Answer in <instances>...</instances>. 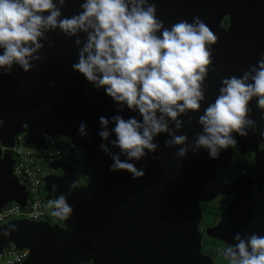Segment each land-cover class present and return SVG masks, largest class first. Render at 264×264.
Wrapping results in <instances>:
<instances>
[{"label": "water", "instance_id": "95a60500", "mask_svg": "<svg viewBox=\"0 0 264 264\" xmlns=\"http://www.w3.org/2000/svg\"><path fill=\"white\" fill-rule=\"evenodd\" d=\"M54 2L59 7L58 0ZM82 2L83 0H66L62 15L70 17L82 11L80 8ZM149 2L156 4L157 17L166 27L188 15H193V18L199 17L205 23L206 21L213 23V26L209 27L213 32H217L215 34L217 37L223 35L218 34L222 31L219 24L222 17L227 15L229 27L226 34L229 41L236 45L247 43L238 33L243 23L242 15L245 14V10L252 9L250 5H254L253 0H149ZM54 31H58L60 35V48L52 52L50 50L53 47L46 45L48 52L34 54L40 56L39 60H32L36 66L34 71L24 73L16 64L15 76L11 83L5 87L0 85V120L4 121L0 125V145L11 147L17 134L23 135L25 145L34 147L44 145L47 137L67 136L83 148L85 165L91 173V179L84 185H78L75 183L76 175L71 164L59 159L50 160L48 169L61 172L57 175L50 173L43 178L45 190L48 191V186L59 179L64 183L70 182L67 187L54 191L56 197L65 195L66 202L73 208L67 219L57 217L66 229L50 226L44 221H29L24 218L7 220L0 225V252L12 242L18 249H28L27 257L21 264H194L193 258L183 252V242L179 246V239L183 238L181 228L184 222L191 220L195 214L191 201L196 193H201L203 199L208 201L217 197L232 196L225 210L229 214L233 210V215L220 221L217 225L219 231L211 236H218L231 245L238 243L234 239L237 233H240L242 238L253 233L264 236V213L255 216L251 211L236 210L237 205L247 202L249 192L229 189L242 184L246 180L245 177L231 172V176L237 175L233 183H227L230 176L219 183L214 178L199 179L193 166L194 155L201 152L203 157L198 156L196 159L202 160L204 156L209 157L210 152L204 147L193 152L197 133L203 131L196 125L201 115L199 112L179 117L185 124L179 130L175 129L173 123L169 124L176 135H187V154L185 156L171 154L185 145L162 147L163 160L156 158L151 163L149 176L133 180L132 189L136 191L140 200L135 208L127 211L126 201L131 198L132 191L128 183L132 174L125 170L109 171L113 161L100 149V144L105 143L112 152L119 153V149L111 144L115 135L112 133L107 141L98 135V131L101 130L99 117L105 116L110 119L113 115L119 114V106L104 93L103 88L97 90L82 74L72 70L71 65L78 62L77 53L86 42L87 34L80 32L78 35L82 43L76 45L75 37L69 38L59 29ZM48 32L51 31L45 32L44 39L48 40L51 35ZM256 35L264 39V27L256 29L254 35L256 39L252 37L253 42L259 46H253L249 51H245L243 57L240 56L241 63L233 60L224 46L217 45L216 56H212V72L207 74L211 88L206 94L208 98L212 97V102L219 95L223 77H228V74L240 77L241 68L251 71V66L244 65L245 61H251L258 53L264 57V41L258 39ZM231 49L236 55L242 48ZM2 51L0 49V54ZM38 61L49 63L57 61L59 64L60 72L48 73L52 80H58L49 90L44 82L41 89L38 87L39 84L31 82L32 78H37L41 73ZM68 63L70 66L66 67ZM63 71L66 75L62 77ZM252 74L255 75L254 72ZM71 78L74 79V83H71ZM249 108L251 114L253 110L251 104ZM262 114L264 109L253 118H249L256 124L254 131L251 130V126L245 127L248 137L233 133L237 143L228 149L219 150L217 160L225 168L231 166L229 151L231 147L240 150L247 141L264 142V135L261 134L264 124L260 123V119L264 120ZM130 116L140 118L139 114L134 112ZM189 116L192 117L191 122L188 120ZM81 122L87 125L88 135L84 138H81L77 130ZM96 125L98 127H95ZM192 125L196 126L193 131L187 127ZM113 127L114 124L110 121L108 130L111 132ZM165 134L171 139L168 133ZM165 134L162 135L161 145L166 140ZM1 155L0 151V208L11 201L21 205L27 200L25 185L10 176L13 161L11 153L6 152L2 157ZM153 157H150L149 163ZM227 157L230 159L229 162L226 160ZM70 158L73 162V157ZM121 159L126 160L127 157L121 155ZM207 181L214 185L213 190L206 187ZM72 183H75V189L70 187ZM198 206L197 203L196 207ZM254 209L258 212L263 210L259 207ZM13 225L15 230L12 228ZM5 231L10 234L5 235Z\"/></svg>", "mask_w": 264, "mask_h": 264}, {"label": "clouds", "instance_id": "9594fccd", "mask_svg": "<svg viewBox=\"0 0 264 264\" xmlns=\"http://www.w3.org/2000/svg\"><path fill=\"white\" fill-rule=\"evenodd\" d=\"M58 2L59 7L54 0H0L2 74H10L14 64L24 72L30 71L34 67L31 61L40 59L34 54L43 48L41 40L46 38V31L59 29L69 38L77 37L76 45L82 43L78 34L86 33V42L79 48L78 62L71 65L72 70L97 90L103 88L119 106V112L126 107L140 117H99L98 135L107 141L114 133L111 144L119 149L114 153L107 144H100L113 161L109 171L125 170L134 179L143 177V168L129 161L155 153L159 145L153 141L160 133L171 137L165 140V147L185 145L177 151L178 156H185L188 137L176 135L169 124L174 122L175 128L181 129L179 117L199 112L205 100L211 45L218 40L210 27L199 17H194V23L180 20L166 27L157 17L156 4L149 0H83L82 11L70 17L62 15L66 0ZM221 85L214 102L198 117L203 131L197 133L193 148V152L201 147L209 149L212 159L219 157L220 149L237 143L233 133L247 136L245 127H255L256 122L248 118L249 104L255 97L257 107L264 109V58L240 77H223ZM188 120L191 122L192 117ZM110 121L114 124L111 132ZM3 123L0 120V125ZM86 127L85 122L79 124L81 138L88 135ZM121 155L127 159L122 160ZM70 187L75 189V183ZM47 206L53 209V216L61 219H67L73 211L63 194L49 200ZM12 228L15 230L14 225ZM234 239L238 243L223 249L229 264H264V236L253 233L242 238L237 233Z\"/></svg>", "mask_w": 264, "mask_h": 264}, {"label": "flooded vegetation", "instance_id": "af4514ba", "mask_svg": "<svg viewBox=\"0 0 264 264\" xmlns=\"http://www.w3.org/2000/svg\"><path fill=\"white\" fill-rule=\"evenodd\" d=\"M254 1V5L251 4L250 6L252 7V9H247L245 10V14L242 15V19H243V23L241 24V29L240 32L238 33L240 35V37L245 40L247 43H241L239 45H236L233 42H230L229 40V36L227 33L228 27H229V17L223 16L222 20L219 24V29H221L222 31H220L218 34L222 35L221 33H223L222 36H218V40L215 44L211 45V51H212V56H216L215 52L218 49L217 45H221L224 46L226 48V51L230 54V56L232 57L233 60L238 61L239 63H241V57H243V54L245 51H249L253 46H259L258 44H256L255 42H253L252 37L255 38V31L257 28L260 27H264V0H253ZM235 3V2H234ZM58 6V5H57ZM183 20H187L189 23H194V18L193 15H188V17H185ZM209 23V25L207 24ZM206 24L208 26H213V23H210L209 21H206ZM49 34H51L47 39H43V41L41 42L44 46L43 48L39 49L38 52L40 53H45L48 52V48L46 47V45H51L53 47L52 52L57 51L60 47H59V40H60V35L58 33V31H52L51 33L48 32ZM217 32H214V34H216ZM57 35V36H56ZM256 37L258 39H260L261 41H264L263 38L260 37V35H256ZM77 37H75L76 39ZM256 39V38H255ZM242 48L238 51V53L235 55L232 52L231 48ZM264 58L261 54H256L255 58L252 59L251 61H245L244 65L246 66H252L257 64V62ZM39 62V67L42 69L41 73H39V75L37 76V78L35 79H31V82L34 84H39L40 89L42 86V83H46L47 84V89L49 90L52 86H54L58 80H52L48 73L50 71H54V72H60L58 69V62L57 61H52L51 63L47 62V61H38ZM31 63L34 65L33 61H31ZM70 63L66 64V67H69ZM16 64L13 65L12 68V72L10 74H2V70H0V85L2 87L8 86L12 79L15 76V71H16ZM34 69H36V66L34 65V67L31 69L34 71ZM244 69L241 68L240 71V76L243 75L244 73ZM249 71V70H247ZM29 72V71H28ZM208 72H212V66L210 65L208 68ZM27 73V72H24ZM224 73L227 75V73L224 71ZM66 75V72L63 71L62 72V77ZM253 75V74H252ZM68 76H70V74H68ZM232 76L231 74L227 75ZM74 77V76H73ZM70 80V78H69ZM54 82V83H52ZM74 79L71 78V83H74ZM249 82H251V80H249ZM204 85H205V100L201 101V109L199 111V113L202 115L203 114V110L204 108L207 107V105L209 103H212V97L208 98L206 91L211 88V84L210 81L207 79H205L204 81ZM44 92H47V90H43ZM251 104V108L252 113L249 114L248 118H253L255 114L261 112V110L263 109H259L256 105V98L254 97L252 99V101L250 102ZM190 113H194V112H188V114ZM119 114H121L125 119L129 118L130 115L132 114V112H130L126 107L124 109L123 112H119ZM181 117V116H180ZM139 119V118H138ZM173 123L174 122H170ZM260 123L264 124V120L260 119ZM185 124L182 123V127H184ZM196 125L198 127H200L201 129H203V126L200 125L198 123V120L196 122ZM95 127H98L97 125ZM175 127V125H174ZM189 129H191L192 131L196 129L195 125L192 126H187ZM176 129V128H175ZM177 130V129H176ZM252 131H254V129H251ZM262 132L264 133V128L261 129ZM165 133H160L159 135H157L154 138V143H157L159 145L157 151L155 153H149L146 157L142 158L139 161H135L132 160L133 163L136 165V167L138 169L143 168L145 171V177L143 176L142 178H147L149 176L150 170L152 168L151 163H153L155 161L156 158H160L162 159V147H165L164 144H160L161 139H162V135ZM115 135V134H114ZM248 137V135L246 136ZM165 139L168 140L166 134H165ZM170 139V138H169ZM251 142H246L240 150H237L235 148V150L230 151V156H231V166L226 167L228 168L227 170L225 169V173H229L230 170H234L235 173H237L236 171V167L239 164V162H241V160H243L246 164H251V167L248 169H246L245 171H243V174H239L237 173V175L245 177L246 180H244V182L242 184L237 185L236 187L232 188L229 187L230 190H247L249 192V198L247 200V202H244L242 204H239L236 206V210L239 211H243V212H249L251 211L252 214H254L255 216H261L264 213V142H258V141H253L250 140ZM161 146V147H160ZM147 151V150H145ZM172 155L177 154L176 153H172ZM154 156V157H153ZM198 156L203 157V154L201 152H198L194 155V168L196 170V173L198 174L199 179H215L214 174H212V170L215 167H219V165L223 166L221 164L220 161H218L217 159H212L210 156L209 157H205L202 160H198L196 159ZM150 157H153V159L150 161ZM237 157H239V159H237ZM67 159L71 160L69 158V155L65 156V157H61L60 160L61 161H66ZM163 160V159H162ZM227 162H229L230 159H228L227 157ZM140 165V166H138ZM48 167V166H47ZM49 172L57 175L58 171L57 170H49ZM222 172V173H224ZM222 173L218 174L221 175ZM236 175V176H237ZM191 176V175H190ZM189 176V177H190ZM230 177H228L227 179V183H233L235 180L234 176L229 175ZM218 178H220L218 176ZM227 178V177H226ZM226 178L224 179H220L221 181H225ZM137 179V178H136ZM133 176L131 177V180L128 183L129 188L131 187V198L128 199L126 201V209L127 211H129L132 207L135 208L136 203L140 200V198H138V195L136 194V191L132 189V183H133ZM70 184V182L64 183L62 180H58L54 183H52L51 185L48 186V191L45 190V187H43V197L48 199V197H52L55 193L54 191L60 190L63 187H67ZM53 185L56 186L55 189H53ZM206 187L207 188H211L212 190V185L210 181L206 182ZM257 194V195H256ZM256 195V196H255ZM232 196H223V197H217L215 199H211V201H213L216 206H217V211H221L216 217L212 218V224L209 225L208 222L204 223L202 225H198L197 219L199 217V215L201 214L199 208L196 207V204L198 203V205L201 204V201L205 200L203 199V196L201 195V193H196V195L193 196L191 204L194 206V210H195V214L192 216L193 218L191 220H186L181 228V235L183 236L180 237L179 239V246L180 243L183 242L184 246L187 248H185L183 246V252L185 254H187L189 257L191 256V258H193L194 260V264H215L217 262L216 260V256L219 255L222 258H224L225 256L223 255V249L225 247H227V245H231L229 242L227 241H223L221 240L218 236H211V235H215L217 233L218 227L217 226L219 224L220 221L224 220L227 216L229 215H233V210L231 211L232 213L229 214V212H226V206L227 203L230 201ZM133 198V199H132ZM251 200V201H250ZM259 207L262 208L263 210L258 212L255 211L254 208ZM221 209V210H220ZM239 211H237L236 213L238 214ZM183 221V220H181ZM202 222V220H201ZM61 223V222H60ZM197 234H200L201 236H203V244H202V248L201 251H198L196 248V244H197ZM206 237L209 238H214L215 239V243L212 244V246L210 247L209 244L213 243V242H209L208 239H206ZM218 242V243H217ZM209 253H211V258L209 261ZM225 264H229V261L225 258ZM214 261V262H213ZM90 264V263H89Z\"/></svg>", "mask_w": 264, "mask_h": 264}, {"label": "built area", "instance_id": "2783aa9c", "mask_svg": "<svg viewBox=\"0 0 264 264\" xmlns=\"http://www.w3.org/2000/svg\"><path fill=\"white\" fill-rule=\"evenodd\" d=\"M53 137L56 136L47 137L44 145L34 147L25 145L23 135L17 134L14 137L13 145L11 147L0 145V151L3 152V154L10 152L12 155L13 161L11 164L10 176L12 178H16V180H19V182H22L25 185L27 191V200L23 204L20 205L15 201H11L5 203V205L0 208V225L7 220L21 218L29 221H44L50 226L60 227L62 225V222L57 219L56 216V223L52 224L50 222L48 215L52 213L53 209L47 206L48 199L43 197V187L45 185L43 178L51 172H45V169L48 168L46 167L48 164H41L42 158L47 156L50 160H60L61 157H64L63 145H57ZM67 139H69L68 147L73 151L71 154H69V158L73 157V162H71L69 159L64 162H68L71 164V167L74 168V173L76 175L75 183L81 185L77 182V170L84 168L85 165L83 148L72 142L70 138L67 137ZM21 141L26 146L23 150L17 147ZM77 147L80 148V153L83 155L84 165H81L78 158L75 156V148ZM35 149L39 151L38 155L35 154ZM85 179L88 181L91 179V173L89 171L85 174ZM58 220L61 223L57 222ZM27 254L28 249H18L14 243L10 242L7 246L3 247L0 252V264H21L27 257Z\"/></svg>", "mask_w": 264, "mask_h": 264}, {"label": "rangeland", "instance_id": "374dc122", "mask_svg": "<svg viewBox=\"0 0 264 264\" xmlns=\"http://www.w3.org/2000/svg\"><path fill=\"white\" fill-rule=\"evenodd\" d=\"M56 144H62L63 145V150H64V154L63 156H67L69 154H71L73 151L68 147V142H69V139H67V137L65 136H56V137H53ZM17 147H19L21 150H23L26 146L23 144V142L21 141L20 144L17 145ZM30 149V148H29ZM232 150H235V147H231L229 149V151H232ZM80 148H75V156L78 158L79 162L81 165H84V161H83V155L80 153ZM3 154V152H1ZM35 154L38 155L39 154V151L37 149H35ZM237 159H239V157H237ZM49 157L45 156L44 158H42L41 160V164L43 165H47L48 162H49ZM47 167V166H46ZM251 167V164H246L243 160H241V162H239V164L237 165V173L239 174H243V171H245L247 168L249 169ZM49 171L48 168L45 169V172L47 173ZM58 173H60L61 171L60 170H57ZM212 174H214L215 176V179L216 182H222L220 179H224L226 178L227 176H229L230 174L226 175L225 173H222L225 171V167L224 166H221L219 165V167H215L213 168L212 170ZM88 172L87 168L85 167L84 165V168L82 169H78L77 170V173H78V180L77 182L80 183L81 185L82 184H86L88 182L87 179H85V174ZM222 173L221 175H218ZM235 173V172H234ZM218 176L220 178H218ZM214 189V185L212 187V190ZM56 198L55 194L52 196V197H48V201L49 200H54ZM201 214L199 215L198 219H197V222H198V225H202L204 223H207L209 225L212 224V221L211 219L216 217L220 212L217 211V206L216 204L213 202V201H208V200H203L201 201V204L198 206ZM200 217H201V220H200ZM48 218L50 220V222L52 224H55L56 223V220H55V216L52 215V213H50L48 215ZM57 222H60L59 220ZM59 228L61 229H66V227L62 224ZM197 244H196V248L198 251H201V248H202V244H203V236H201L200 234H197ZM206 239H208L209 242H213V243H210L209 246L211 247L212 244L215 243V239L214 238H209V237H206ZM218 243V242H217ZM211 253H209V261H210V258H211ZM225 257L222 258L221 256L217 255L216 256V260L217 262L215 264H225ZM214 262V261H213ZM212 264V263H211Z\"/></svg>", "mask_w": 264, "mask_h": 264}, {"label": "trees", "instance_id": "16d2710c", "mask_svg": "<svg viewBox=\"0 0 264 264\" xmlns=\"http://www.w3.org/2000/svg\"><path fill=\"white\" fill-rule=\"evenodd\" d=\"M225 169L227 170L228 168H225ZM231 172L234 173V170H230L228 174H230ZM224 173H225V172H224ZM225 174L228 175L227 173H225Z\"/></svg>", "mask_w": 264, "mask_h": 264}, {"label": "bare ground", "instance_id": "6f19581e", "mask_svg": "<svg viewBox=\"0 0 264 264\" xmlns=\"http://www.w3.org/2000/svg\"><path fill=\"white\" fill-rule=\"evenodd\" d=\"M51 32H52V31H51ZM51 32H50V33H51ZM54 32H55V31H54Z\"/></svg>", "mask_w": 264, "mask_h": 264}]
</instances>
